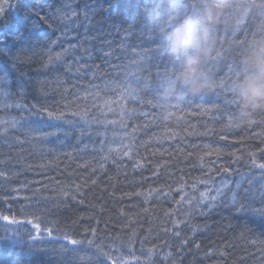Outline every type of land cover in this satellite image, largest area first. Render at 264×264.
Listing matches in <instances>:
<instances>
[{
  "label": "trees",
  "instance_id": "16d2710c",
  "mask_svg": "<svg viewBox=\"0 0 264 264\" xmlns=\"http://www.w3.org/2000/svg\"><path fill=\"white\" fill-rule=\"evenodd\" d=\"M206 3L0 0V48L22 57L8 69L11 95L0 91V121H20L0 134V216L18 221L0 218V264H66L59 251L65 234L98 246H85L87 258L77 264H264V219L230 203L235 191L245 205L255 198L259 208L264 190V170L250 157L264 162V111L239 119L235 92L248 74L251 41L264 34L260 0H227L218 13L206 61L215 90L166 109L159 101L163 79L181 59L175 37ZM60 8L68 19L53 22ZM26 23L36 30L24 31ZM21 32L23 40L12 39ZM76 44L77 57L85 48L92 53L81 60L83 70L67 71L72 56L45 67L49 47L61 52ZM126 86L143 100L129 102L121 94ZM43 108L63 116L34 114ZM52 131L57 135L42 136ZM16 231L38 237L31 253L27 246L10 252ZM192 236L198 250L184 243ZM150 250L144 263L142 253Z\"/></svg>",
  "mask_w": 264,
  "mask_h": 264
},
{
  "label": "clouds",
  "instance_id": "9594fccd",
  "mask_svg": "<svg viewBox=\"0 0 264 264\" xmlns=\"http://www.w3.org/2000/svg\"><path fill=\"white\" fill-rule=\"evenodd\" d=\"M227 0H207L196 19L186 24L176 35L180 62L170 70L161 83L160 105L166 109L173 101L185 96L198 97L212 92L216 80L207 70L206 61L213 52L214 28L218 13L225 10ZM258 11L264 13V0ZM248 74L235 84L240 98L239 119H248L264 111V34L253 39L244 56Z\"/></svg>",
  "mask_w": 264,
  "mask_h": 264
},
{
  "label": "snow or ice",
  "instance_id": "6c2138e0",
  "mask_svg": "<svg viewBox=\"0 0 264 264\" xmlns=\"http://www.w3.org/2000/svg\"><path fill=\"white\" fill-rule=\"evenodd\" d=\"M73 15H76L75 13H73ZM51 18V17H50ZM78 18V17H77ZM43 19L45 22H48L47 19L41 18ZM61 19H68L67 15L64 13L63 8L57 9L56 10V17L55 20H53V22H57ZM36 30L35 24L32 23H26L24 25V31H29V32H34ZM69 35V30H64L61 32V36L62 37H67ZM3 32L0 31V37H3ZM17 37L19 38L18 40H23L24 34L23 32H21L20 34L14 35L12 37L13 40H17ZM59 40H57L56 42H50V44L52 43H58ZM77 48H79V44L76 45H69V47L64 48L61 52H54L53 49L51 47H49L47 49V62L45 64V67H48L49 65H55L57 63H64L66 60V57L68 56H72L73 57V63L69 64L67 66V71L71 72L73 67L77 68V72H80L81 70H83V65H81V60L84 59L85 57L87 58H91L92 57V53L90 49H83L80 53V56H76L75 52L77 50ZM110 55V53H109ZM0 58H3L7 61V64H0V91H3L4 94L6 96H10L11 93H9L6 88L5 85L9 84V76H8V69L9 67L11 68H16V65L22 60V57L16 55L11 48H0ZM24 74L21 73V76H23ZM218 87L224 88L225 84L223 81H221L218 85ZM24 94V88L21 87L20 92L18 95H20V97L22 98ZM121 94L122 95H126L131 99H134L138 102L142 101L143 98L140 96L139 90L137 88H133L131 86H126L123 87L121 89ZM230 103V102H227ZM5 107H8V105H5ZM16 107H24L25 110H27V107L21 104H17ZM41 113H47V115L49 117H52L56 120H59L62 116L63 113H60L59 115H57L56 113L53 112H49L47 110V108H43L40 110L39 113H34L35 115H39ZM167 118V117H165ZM108 123H113V121H106ZM0 123H3L5 125L4 129H3V133L0 134H6L7 131L9 130V128H15L18 124H20V121L13 119L12 121H0ZM40 123L42 126H44L46 124L47 127L52 128V129H56L57 131L60 129V125L51 123V122H37ZM94 123H104L102 121H94ZM231 123V121H230ZM21 127H23V125H20ZM238 126V125H237ZM57 131H52V132H47V133H42L43 137L46 136H56L57 135ZM99 134V133H98ZM264 151V150H262ZM126 155L128 153H125ZM250 157H252V164L254 167H257L261 170H264V162L261 163H257L254 153H250ZM237 188H240L239 185L236 186ZM221 190H218V193ZM229 191H232L231 189H229ZM246 196H251L252 194L250 192H245ZM253 200H250L249 203L247 205H245L244 203H242L241 199L239 198V193L233 191L232 196L230 198V203L233 205H236L238 207L239 210L243 211L245 209H247L248 211L252 212L254 215L260 217L261 219H264V190H261V192L259 193V203H260V207L256 208L253 207L252 204L254 202ZM192 202L189 201V204H191ZM215 204V198H211L208 201V206L209 209H211V207H213ZM199 202H197V207H199ZM0 218H2L4 221H10V223H18V221H16L15 219L10 220V218L6 215L0 216ZM37 228H39V225H36ZM4 231L5 233L8 232V227L7 225H4ZM44 231L51 236L53 233V229L51 228H45ZM178 235V233H177ZM15 236L17 237V239H14L12 244L10 245V252L12 253H16L17 249H19V252H24L25 248L27 246V252L31 253L33 248L35 247V241L38 239L37 236H33L32 234H27L25 236L24 233H21L19 231L15 232ZM63 240L67 241V244H61L59 247V251L62 254V256L65 258L66 260V264H77L78 261H81L82 259L87 258L86 253H87V248H91L94 245V241L92 240H79V239H74L72 238L71 235L65 234L62 237ZM184 243H187V241H184ZM87 246V248L85 247ZM98 248V246H95ZM197 247H199L197 245ZM82 253H84L85 255L82 257ZM97 255H106L104 254L102 251H98ZM170 255V254H169ZM110 259V258H109ZM114 264V262H113Z\"/></svg>",
  "mask_w": 264,
  "mask_h": 264
},
{
  "label": "bare ground",
  "instance_id": "6f19581e",
  "mask_svg": "<svg viewBox=\"0 0 264 264\" xmlns=\"http://www.w3.org/2000/svg\"><path fill=\"white\" fill-rule=\"evenodd\" d=\"M140 93V92H139ZM140 95H141V93H140ZM125 98L127 99V98H129L128 96H125ZM128 101V100H127ZM134 100L133 99H131V98H129V102H133ZM231 183H229V185H230ZM239 185V184H238ZM197 236V235H196ZM194 237L195 236H192L191 238H189V240L187 241V244L189 243V242H191V243H193V245H194V248H195V250H198V248L200 247V245H199V243H197V244H194V242L196 241V239L194 240ZM102 243H104L105 245H108V243H109V239H107V238H103V240H102ZM185 245H186V243H185ZM197 245L199 246V247H197ZM108 247H110V246H108ZM113 247V246H112ZM114 248H112L111 250H113ZM187 248L186 247H184L183 249H182V254L183 255H185V256H187L188 254L186 253L187 252V250H186ZM108 253L105 255V256H107V255H109V253L111 252V251H107ZM143 255H142V257H144V263H146L147 262V260L148 259H150V257H149V255L151 254V250L150 251H146L145 253H142ZM109 258L111 259L112 257H108L107 259H106V262H108L107 260H109ZM101 260V259H100ZM99 260V258L97 259V262H99L100 261ZM108 264H110L109 262H108ZM123 264H143V262H142V260H139V261H133V260H131V261H128V262H125V263H123Z\"/></svg>",
  "mask_w": 264,
  "mask_h": 264
}]
</instances>
